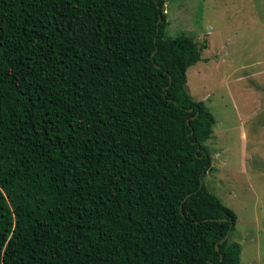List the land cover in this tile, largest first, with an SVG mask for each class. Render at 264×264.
<instances>
[{"label": "trees", "instance_id": "obj_1", "mask_svg": "<svg viewBox=\"0 0 264 264\" xmlns=\"http://www.w3.org/2000/svg\"><path fill=\"white\" fill-rule=\"evenodd\" d=\"M166 3L0 0V264H241Z\"/></svg>", "mask_w": 264, "mask_h": 264}, {"label": "rangeland", "instance_id": "obj_2", "mask_svg": "<svg viewBox=\"0 0 264 264\" xmlns=\"http://www.w3.org/2000/svg\"><path fill=\"white\" fill-rule=\"evenodd\" d=\"M166 36L203 48L187 91L216 124L205 142L213 168L203 181L237 215L231 240L241 264H264V0H167Z\"/></svg>", "mask_w": 264, "mask_h": 264}, {"label": "water", "instance_id": "obj_3", "mask_svg": "<svg viewBox=\"0 0 264 264\" xmlns=\"http://www.w3.org/2000/svg\"><path fill=\"white\" fill-rule=\"evenodd\" d=\"M189 196V195H188ZM229 235H230V233H228L223 239H222V241H225L228 237H229ZM217 248H218V246H217Z\"/></svg>", "mask_w": 264, "mask_h": 264}]
</instances>
